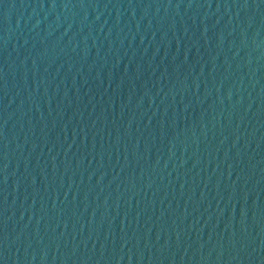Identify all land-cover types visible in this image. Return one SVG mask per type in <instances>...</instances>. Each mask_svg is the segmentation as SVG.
Masks as SVG:
<instances>
[{
    "label": "water",
    "instance_id": "1",
    "mask_svg": "<svg viewBox=\"0 0 264 264\" xmlns=\"http://www.w3.org/2000/svg\"><path fill=\"white\" fill-rule=\"evenodd\" d=\"M0 264H264V0H0Z\"/></svg>",
    "mask_w": 264,
    "mask_h": 264
}]
</instances>
